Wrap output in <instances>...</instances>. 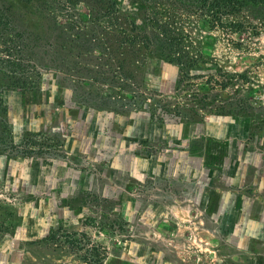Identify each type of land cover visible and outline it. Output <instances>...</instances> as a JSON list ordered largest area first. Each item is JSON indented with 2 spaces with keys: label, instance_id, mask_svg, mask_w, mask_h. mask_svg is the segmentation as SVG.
Listing matches in <instances>:
<instances>
[{
  "label": "rangeland",
  "instance_id": "obj_1",
  "mask_svg": "<svg viewBox=\"0 0 264 264\" xmlns=\"http://www.w3.org/2000/svg\"><path fill=\"white\" fill-rule=\"evenodd\" d=\"M0 5V57L41 74L22 94L0 75V264H84L42 239L51 219L48 237L82 233L102 264H264V9L213 28L171 5L182 62L132 64L90 0Z\"/></svg>",
  "mask_w": 264,
  "mask_h": 264
},
{
  "label": "trees",
  "instance_id": "obj_2",
  "mask_svg": "<svg viewBox=\"0 0 264 264\" xmlns=\"http://www.w3.org/2000/svg\"><path fill=\"white\" fill-rule=\"evenodd\" d=\"M129 6L135 13L127 12L119 7L118 0H90V15L99 19L105 17V24L120 35V42L127 51L130 62L134 64V59L143 56H155L164 62L171 64L181 63L183 59L179 57L175 46L180 40L177 32L171 31L167 23V10L171 5L178 6L193 15H202L209 27H221L222 18L236 14L248 7L264 9V0H128ZM156 6V7H155ZM50 10V9H49ZM10 26V19L7 10L0 5V34L5 33ZM154 29L155 35L152 40L147 29ZM109 43L103 41L100 48H108ZM104 46V47H103ZM9 48L3 49V57H0V75L7 77L8 86L22 94L25 91H37L41 87V74L36 66H30V70L25 69L29 63L24 62L18 56L12 54ZM123 54V53H122ZM135 57V58H134ZM143 59V58H142ZM34 79V80H31ZM1 96V95H0ZM6 106L0 100V115L6 116ZM58 114V113H57ZM59 115V114H58ZM257 125H264V113L258 115ZM40 129V128H39ZM3 134H8L7 121H0V143L3 142ZM9 135V134H8ZM50 142V139L47 140ZM25 145H31V141L24 142ZM53 146L56 141L53 140ZM84 207L83 204L78 207L68 206V210H77ZM46 226L49 228L48 236L54 231V222L50 221ZM43 237L56 245L64 244L70 251L81 253L80 260L84 264H102L106 256V250L100 245L94 244L82 233L67 232L63 241L56 237ZM41 239V240H42Z\"/></svg>",
  "mask_w": 264,
  "mask_h": 264
},
{
  "label": "crops",
  "instance_id": "obj_3",
  "mask_svg": "<svg viewBox=\"0 0 264 264\" xmlns=\"http://www.w3.org/2000/svg\"><path fill=\"white\" fill-rule=\"evenodd\" d=\"M50 221L52 222V219Z\"/></svg>",
  "mask_w": 264,
  "mask_h": 264
}]
</instances>
